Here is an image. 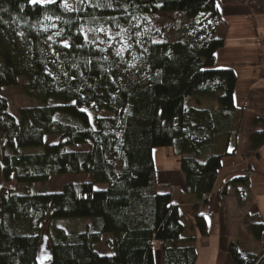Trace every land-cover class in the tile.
<instances>
[{"label": "trees", "instance_id": "1", "mask_svg": "<svg viewBox=\"0 0 264 264\" xmlns=\"http://www.w3.org/2000/svg\"><path fill=\"white\" fill-rule=\"evenodd\" d=\"M170 14L221 25L218 0H0V179L25 187L0 194V264H40L46 219L89 220L78 235L50 237L47 264H156V245L162 264H196L195 240H182L179 207L171 194L159 193L154 152L173 151L186 178L183 193L207 207L222 160L235 154L231 142L242 133L244 117L234 100L236 74L216 68L224 40L211 29L201 44L148 41L145 50L136 46L119 56L85 37ZM134 52L141 61L138 81L124 86ZM17 87L42 106L11 115L1 93ZM203 100L216 106L205 108ZM92 107L115 116L98 119L94 130L82 113ZM47 137L59 141L47 144ZM250 143L258 151L264 130ZM61 176H88L90 182L33 193L34 186ZM230 185L247 188L249 179ZM198 211L199 205L195 226L207 237ZM250 231L259 240L264 226ZM106 236L110 256L96 250ZM229 251L235 264H264L263 256L238 243Z\"/></svg>", "mask_w": 264, "mask_h": 264}, {"label": "crops", "instance_id": "2", "mask_svg": "<svg viewBox=\"0 0 264 264\" xmlns=\"http://www.w3.org/2000/svg\"><path fill=\"white\" fill-rule=\"evenodd\" d=\"M218 8L221 25L215 38L223 39L224 47L216 53V68L231 69L236 74L234 100L236 107L244 110V117L242 133L231 142L230 150L236 149L235 154L222 160L213 192L205 198L207 207L195 196L183 193L186 178L173 151L162 150L163 160L172 161L165 169L158 167L154 152L159 193L171 194L172 203L179 207L182 240H195L196 264H235L229 251L231 243H238L242 251L258 258L264 256V231L259 240L250 231L253 225L264 226V144L254 152L250 143L253 134L264 130V0H218ZM205 102L216 106L214 101H201ZM240 178L249 179L247 188L230 185ZM226 187L227 194L220 203L219 195ZM198 205V214L206 219L207 237L200 235L194 223ZM104 238L107 242L111 236ZM103 248L101 255H112L106 246ZM155 262L162 264L160 247Z\"/></svg>", "mask_w": 264, "mask_h": 264}, {"label": "rangeland", "instance_id": "3", "mask_svg": "<svg viewBox=\"0 0 264 264\" xmlns=\"http://www.w3.org/2000/svg\"><path fill=\"white\" fill-rule=\"evenodd\" d=\"M55 0H36L37 3L45 4L51 3ZM209 21L206 17H201L196 21H190L185 15L170 14L165 16L145 17L144 19L137 20V22L130 28L121 29L115 28L113 30H98L93 34H85L86 40L91 43H96L102 48L115 50L117 55L123 56L129 51L139 47L145 50L148 47V41L156 43L173 44L179 41L195 40L201 44V40L209 38L212 31L209 28ZM217 31V28L214 32ZM165 37V39L163 38ZM201 39V40H200ZM141 69L140 55L136 52L132 55V60L128 64L127 69L123 73L121 79L124 86H129L131 83L138 81V74ZM144 79V77H143ZM25 84L24 80H20V85ZM1 95L7 99L9 103V113L14 117H19V111L23 108L40 107L39 102L25 96L20 87L4 89ZM50 105H55L50 102ZM212 102L203 104L205 108H212ZM90 125L96 130V121L101 118H112L114 113L107 111H97L96 109L88 108L83 109ZM59 141L58 137H47V144H55ZM80 151L88 150L87 147L79 148ZM164 149L156 150V161L159 168H169L172 161L163 160ZM1 160V151H0ZM174 163V161H173ZM168 164V165H167ZM165 167V168H164ZM90 182L88 176H61L53 177L50 182L44 185H36L32 188L33 193L46 194L55 192L62 187L69 184H83ZM25 187L18 186L15 182L4 183L0 179V194L3 192H19ZM98 189H106V186H99ZM89 223L88 219H70V220H57L46 221L42 224L41 244H40V264H47L50 261V244L49 239L54 236V233L64 232L68 235H78L83 232L84 228ZM106 238L102 240V247L98 248L99 252H104ZM159 247L156 246L155 254L158 253Z\"/></svg>", "mask_w": 264, "mask_h": 264}, {"label": "built area", "instance_id": "4", "mask_svg": "<svg viewBox=\"0 0 264 264\" xmlns=\"http://www.w3.org/2000/svg\"><path fill=\"white\" fill-rule=\"evenodd\" d=\"M216 27H217L216 24H214V23H209V28H210V30H211V29H212V30H213V29L215 30ZM263 258H264V256H263L261 259H263ZM261 259H260V260H261ZM259 262H260V261H259Z\"/></svg>", "mask_w": 264, "mask_h": 264}, {"label": "snow or ice", "instance_id": "5", "mask_svg": "<svg viewBox=\"0 0 264 264\" xmlns=\"http://www.w3.org/2000/svg\"><path fill=\"white\" fill-rule=\"evenodd\" d=\"M36 2V0H33V3H35Z\"/></svg>", "mask_w": 264, "mask_h": 264}]
</instances>
